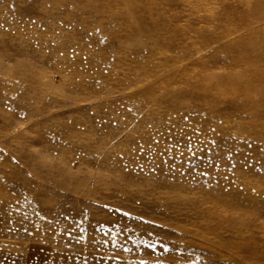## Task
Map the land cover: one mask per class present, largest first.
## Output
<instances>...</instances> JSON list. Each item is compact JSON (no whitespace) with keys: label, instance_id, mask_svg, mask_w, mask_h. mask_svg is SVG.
Returning <instances> with one entry per match:
<instances>
[{"label":"rangeland","instance_id":"rangeland-1","mask_svg":"<svg viewBox=\"0 0 264 264\" xmlns=\"http://www.w3.org/2000/svg\"><path fill=\"white\" fill-rule=\"evenodd\" d=\"M0 264H264V0H0Z\"/></svg>","mask_w":264,"mask_h":264},{"label":"bare ground","instance_id":"bare-ground-1","mask_svg":"<svg viewBox=\"0 0 264 264\" xmlns=\"http://www.w3.org/2000/svg\"><path fill=\"white\" fill-rule=\"evenodd\" d=\"M227 3H228V1H227ZM249 6H251V5H249ZM248 9V8H247ZM250 9V8H249ZM249 9H248V11H249ZM251 27V26H250ZM229 37V36H228ZM195 45L197 44V42L196 43H194ZM209 49V48H208ZM247 49V48H246ZM200 51V50H199ZM205 51H207V50H205ZM203 52V50H201L199 53H202ZM204 53V52H203ZM208 56V55H207ZM205 58H206V56H205Z\"/></svg>","mask_w":264,"mask_h":264}]
</instances>
